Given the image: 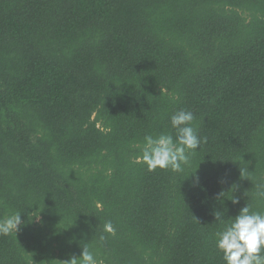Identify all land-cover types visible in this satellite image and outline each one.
<instances>
[{
	"label": "trees",
	"instance_id": "obj_1",
	"mask_svg": "<svg viewBox=\"0 0 264 264\" xmlns=\"http://www.w3.org/2000/svg\"><path fill=\"white\" fill-rule=\"evenodd\" d=\"M180 109L207 142L148 171L144 136ZM261 192L264 0H0V218L23 221L0 264L86 242L102 264H225L215 233Z\"/></svg>",
	"mask_w": 264,
	"mask_h": 264
},
{
	"label": "clouds",
	"instance_id": "obj_2",
	"mask_svg": "<svg viewBox=\"0 0 264 264\" xmlns=\"http://www.w3.org/2000/svg\"><path fill=\"white\" fill-rule=\"evenodd\" d=\"M195 119L194 113L189 110L176 111L170 117L174 134L161 132L156 135H145L141 155L136 157V162L145 164L148 171H155L157 168L171 169L173 172L183 171L190 157L202 143L207 142V138L201 137L198 128L194 126ZM195 182L199 183L198 176H195ZM259 194L264 196V192ZM233 203L239 201L233 199ZM214 217L216 223L224 224L221 211H216ZM22 223L20 212L0 218V235L17 234ZM103 230L114 233L110 221L103 225ZM215 236L216 247L223 253L225 264H264V212L252 211L247 204L230 223L217 231ZM61 264H102V262L98 261L86 242L83 243L79 256L72 255L69 259L61 261Z\"/></svg>",
	"mask_w": 264,
	"mask_h": 264
}]
</instances>
